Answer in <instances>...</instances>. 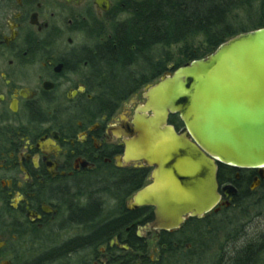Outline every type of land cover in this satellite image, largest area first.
<instances>
[{"label": "flooded vegetation", "instance_id": "obj_1", "mask_svg": "<svg viewBox=\"0 0 264 264\" xmlns=\"http://www.w3.org/2000/svg\"><path fill=\"white\" fill-rule=\"evenodd\" d=\"M141 1L0 0V264H189L208 217L264 202V175L219 164L221 201L203 219L162 232L154 208L129 209L154 168L127 160L126 142L146 88L170 72L104 103L88 56ZM169 125L184 129L179 115ZM243 249L264 264V227Z\"/></svg>", "mask_w": 264, "mask_h": 264}, {"label": "water", "instance_id": "obj_2", "mask_svg": "<svg viewBox=\"0 0 264 264\" xmlns=\"http://www.w3.org/2000/svg\"><path fill=\"white\" fill-rule=\"evenodd\" d=\"M144 99L126 158L154 168L129 206L154 208L151 229L173 231L216 209L219 164L264 175V28L168 73ZM170 115L180 116L183 130L169 125Z\"/></svg>", "mask_w": 264, "mask_h": 264}, {"label": "trees", "instance_id": "obj_3", "mask_svg": "<svg viewBox=\"0 0 264 264\" xmlns=\"http://www.w3.org/2000/svg\"><path fill=\"white\" fill-rule=\"evenodd\" d=\"M264 28V0H143L127 5L124 18H114L110 32L89 55L104 103L117 102L131 90L164 75L172 61L164 52L160 62L154 53L195 41L199 50L190 52L188 64L204 59L229 39ZM191 51V50H189ZM189 52H184L188 56ZM154 54L152 57L151 55ZM139 62L147 66L144 82L135 84L131 69ZM182 65V66H184ZM177 66L176 69L182 67ZM140 76H138L139 78ZM110 230L104 228L100 236ZM248 249L240 250L226 264H250Z\"/></svg>", "mask_w": 264, "mask_h": 264}, {"label": "rangeland", "instance_id": "obj_4", "mask_svg": "<svg viewBox=\"0 0 264 264\" xmlns=\"http://www.w3.org/2000/svg\"><path fill=\"white\" fill-rule=\"evenodd\" d=\"M118 19L120 20L121 18ZM199 49H201L199 48V42L195 41L192 45L188 46L187 50L183 45H179L167 51L156 49L154 53L156 54V58H158V62H160V58L164 55V52L169 54L168 56L172 61L168 63L165 72L169 71L173 73L177 66L184 65L190 59V52H195ZM185 51L189 52L188 56L184 55ZM144 66L147 69V65L144 62H139L132 68V71L135 74H140ZM150 73H146V77H150ZM154 84L155 82L152 83V85ZM144 87L145 85L142 89ZM99 93L101 92L99 91ZM253 204L254 202L251 201V208H248L250 205L246 207L248 208L246 213L239 214L238 212H234L230 222L223 223L218 218L208 217L205 225L210 226L211 230L208 231L207 235L197 240L194 239L191 242L193 245L190 252L195 257L189 264H226L231 257L236 256L240 248L242 249L244 246L249 245L257 237L258 233H261V227H264V202L259 206ZM34 250L35 252H42V246L35 245ZM165 263L175 264L173 260L168 259ZM179 264H184V262H180Z\"/></svg>", "mask_w": 264, "mask_h": 264}]
</instances>
